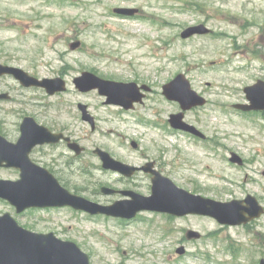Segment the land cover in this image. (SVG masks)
<instances>
[{
  "label": "rangeland",
  "instance_id": "1",
  "mask_svg": "<svg viewBox=\"0 0 264 264\" xmlns=\"http://www.w3.org/2000/svg\"><path fill=\"white\" fill-rule=\"evenodd\" d=\"M116 8H136L138 18L118 16ZM199 25L212 34L181 38L184 30ZM77 42L80 46L72 50ZM0 63L67 82L65 93L51 97L3 79L1 86L14 89L15 101L0 103V132L15 140L25 116L72 129L87 153L71 174L58 173L71 192L103 205L124 199L103 194V188L151 195V175L125 178L103 169L94 152L101 149L130 166L155 162L180 188L203 197L231 202L251 194L264 207V115L233 107L246 102L245 87L264 79V0H0ZM84 72L150 86L152 92L144 104L123 111L105 105L97 91L79 92L73 82ZM181 74L208 101L185 114L206 142L169 124L181 108L163 95V86ZM62 103L74 112L60 108ZM78 103L89 106L95 131L81 119ZM45 105L53 117L43 115ZM232 152L251 164L232 166ZM2 179L18 180L19 172L0 169ZM5 213L30 231L76 243L91 264H260L264 259V216L232 227L208 217L169 219L147 211L132 221L68 208L18 215L0 200V215ZM190 229L202 239L187 241ZM182 247L186 253L180 256Z\"/></svg>",
  "mask_w": 264,
  "mask_h": 264
},
{
  "label": "water",
  "instance_id": "2",
  "mask_svg": "<svg viewBox=\"0 0 264 264\" xmlns=\"http://www.w3.org/2000/svg\"><path fill=\"white\" fill-rule=\"evenodd\" d=\"M136 9L120 8L115 13L123 16H133ZM210 30L204 25L190 27L182 33L183 39L195 35L209 34ZM80 43L71 45L76 50ZM12 75L24 87H39L49 95L65 92L66 82L61 78L38 80L24 70L0 64V77ZM76 88L83 93L99 90L100 95L107 97V104L118 105L127 110L135 103H141L145 97L136 83H122L102 79L90 72L74 80ZM143 90L150 91L147 86ZM249 106L237 105L235 108L243 111H264V81L245 88ZM164 96L178 102L183 112L196 107H203L207 101L192 89L191 83L185 75H178L163 87ZM8 95H0V99H8ZM83 120L89 122L95 130L94 118L88 113L87 106H80ZM184 113L172 115L170 124L174 129L189 132L204 138L196 127L184 121ZM62 135H54L49 129L39 125L33 117H26L21 125V137L17 143H10L0 135V168H16L21 171L20 180H0V199L8 201L17 209L18 213L32 208L72 207L78 211H85L91 215H107L116 218L134 219L142 211H151L173 216L199 215L216 219L222 225L241 226L259 219L264 214V208L255 197L249 196L243 201L219 202L192 194L179 188L172 180L155 171L154 163L148 164L143 170L153 174L152 195L144 197L128 192L131 200L119 201L114 205L105 206L89 201L70 193L61 186L59 181L47 170L30 159L34 147L48 143H57ZM133 148L138 145L133 142ZM70 148L80 155L84 148L78 143L70 144ZM95 153L103 162V168L117 171L131 177L138 168L125 165L114 160L109 153L97 149ZM231 162L238 163L240 159L234 154ZM104 194L113 191L104 188ZM187 238L200 239L201 234L188 231ZM178 254L184 255L185 249L180 248ZM0 264H91L90 257L76 244L63 241L55 234H38L21 227L9 214L0 216ZM260 264H264V259Z\"/></svg>",
  "mask_w": 264,
  "mask_h": 264
},
{
  "label": "flooded vegetation",
  "instance_id": "3",
  "mask_svg": "<svg viewBox=\"0 0 264 264\" xmlns=\"http://www.w3.org/2000/svg\"><path fill=\"white\" fill-rule=\"evenodd\" d=\"M7 78H10V77H4V78L0 79V94H7V95L11 96V99L10 100H0V103H3V102H9L10 103V102L15 101L14 95H13L14 89L11 86H5V87L1 86L2 85L1 81L3 79H7ZM262 80H264V79H262ZM20 89L22 90L24 88L21 87ZM26 90H28V89H26ZM246 103H247V101L245 103H238V104H246ZM78 105H79V103L77 105H75V107H77V112L80 114V112L78 110ZM61 107H64V108L69 107L68 111L69 112L73 111L72 105L62 103V104H60V108ZM43 108H44V112H43L44 116H52V115H48L49 111H48L47 105H45ZM248 113L264 115L263 111L262 112H248ZM24 118L25 117H23L21 120L23 121ZM37 122L40 125H42L43 127L49 129V131L52 134L62 135V138L57 143H48V144L38 145V146L34 147L31 154H30L31 160L36 165H38L44 169H47L58 180H59V177H58L59 172H64L67 175L71 174V169L73 168L74 164L76 163V160L79 159V156H77L74 153V151L71 150V148H70V144L77 142V140H76V138L72 132V129H70L69 127L58 129V128H55L54 126L52 127L51 125L45 124L43 122L40 123L38 120H37ZM18 131H19V136H20V125H19ZM0 134L4 135L9 141L14 142V143L17 142V140L19 138L17 136L15 140H12V138H10V136H8V135H5V133L3 134L2 132H0ZM86 153L87 152H84L83 154H86ZM233 153L238 155L240 161L238 163L232 162V166L237 167V168H242V167H246V166L251 164V161L243 158V156H241L239 153L232 152V154ZM37 154L39 155L40 159L35 158V156ZM156 168H157V165H156ZM59 181L61 183V180H59ZM63 186L65 187V185H63ZM122 191H124V192H136L134 190H122ZM249 195L250 194H247V196H249Z\"/></svg>",
  "mask_w": 264,
  "mask_h": 264
}]
</instances>
